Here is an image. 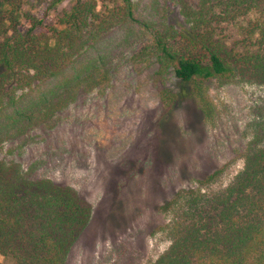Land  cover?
<instances>
[{
	"label": "trees",
	"instance_id": "trees-1",
	"mask_svg": "<svg viewBox=\"0 0 264 264\" xmlns=\"http://www.w3.org/2000/svg\"><path fill=\"white\" fill-rule=\"evenodd\" d=\"M115 1L100 10L96 0H73L56 26L35 31L41 22L32 17L19 28L25 0H0V254L13 264H63L88 221L89 204L72 187L23 166L19 153L6 159L3 150L46 123L93 77L95 64L80 57L108 31L125 23L149 28L157 71L176 82L175 90L158 91L163 114L192 98L205 118L211 115L210 82L234 71L227 57L236 54L224 42L229 29L233 43L256 49L264 74V0L166 7L155 27L135 13L132 0ZM223 169L197 176L157 206L162 219L151 233L167 244L147 264H264V145L245 152L241 167L215 185Z\"/></svg>",
	"mask_w": 264,
	"mask_h": 264
},
{
	"label": "rangeland",
	"instance_id": "rangeland-1",
	"mask_svg": "<svg viewBox=\"0 0 264 264\" xmlns=\"http://www.w3.org/2000/svg\"><path fill=\"white\" fill-rule=\"evenodd\" d=\"M72 1L25 0L19 28L28 26L30 17L41 22L35 31L56 26ZM132 1L135 13L151 27L162 20L166 7L177 12L181 4H197ZM115 3L96 0V8L111 9ZM228 33L224 42L236 54L227 57L234 71L210 82L211 115L206 118L192 98L162 113L158 91L175 90V79L157 71L149 28L125 23L82 54L95 70L74 89L72 99L25 139L5 144L6 159L19 153L23 166L67 183L89 204L88 221L63 264H147L167 244L160 233H151L162 219L157 206L221 164L215 185L224 184L241 167L245 152L263 147L264 74L256 49L233 43L235 35ZM0 264L13 260L0 254Z\"/></svg>",
	"mask_w": 264,
	"mask_h": 264
}]
</instances>
